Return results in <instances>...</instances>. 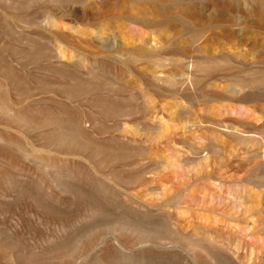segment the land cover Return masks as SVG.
<instances>
[{
	"label": "rangeland",
	"instance_id": "rangeland-1",
	"mask_svg": "<svg viewBox=\"0 0 264 264\" xmlns=\"http://www.w3.org/2000/svg\"><path fill=\"white\" fill-rule=\"evenodd\" d=\"M263 80L264 0H0V264H264Z\"/></svg>",
	"mask_w": 264,
	"mask_h": 264
},
{
	"label": "bare ground",
	"instance_id": "bare-ground-1",
	"mask_svg": "<svg viewBox=\"0 0 264 264\" xmlns=\"http://www.w3.org/2000/svg\"><path fill=\"white\" fill-rule=\"evenodd\" d=\"M154 20H155V21L158 20V17L155 18ZM141 50L144 51L143 48H141ZM261 80H262V78H261V79H258V81H261ZM263 82H264V80H263ZM226 127H227L226 129H227L228 132H230V133H233V132H235V130H237V129L235 128V126H230V127L226 126ZM236 132H237V131H236Z\"/></svg>",
	"mask_w": 264,
	"mask_h": 264
}]
</instances>
